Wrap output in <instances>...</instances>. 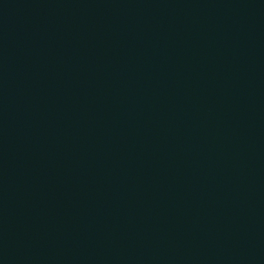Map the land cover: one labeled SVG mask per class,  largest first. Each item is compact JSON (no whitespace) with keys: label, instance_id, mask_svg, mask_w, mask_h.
I'll return each instance as SVG.
<instances>
[{"label":"water","instance_id":"obj_1","mask_svg":"<svg viewBox=\"0 0 264 264\" xmlns=\"http://www.w3.org/2000/svg\"><path fill=\"white\" fill-rule=\"evenodd\" d=\"M0 264H264V0H0Z\"/></svg>","mask_w":264,"mask_h":264}]
</instances>
